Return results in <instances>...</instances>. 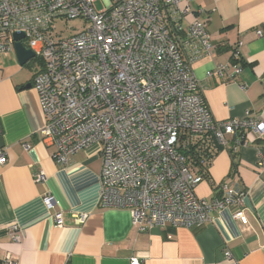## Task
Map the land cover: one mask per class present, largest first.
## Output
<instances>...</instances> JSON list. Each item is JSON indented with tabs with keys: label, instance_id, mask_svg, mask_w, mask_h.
Returning a JSON list of instances; mask_svg holds the SVG:
<instances>
[{
	"label": "built area",
	"instance_id": "1",
	"mask_svg": "<svg viewBox=\"0 0 264 264\" xmlns=\"http://www.w3.org/2000/svg\"><path fill=\"white\" fill-rule=\"evenodd\" d=\"M98 1L0 0V55L11 54L14 33L24 31L23 44L44 65L32 86L44 115L41 133L54 146V158L65 165L69 154L101 144L99 201L130 210L141 231L201 228L212 221V212L227 207H236L233 217L248 224L243 188L224 181L220 197L196 193L206 170L196 164L200 153L211 160L220 149L236 153L250 133L264 136V120L251 110L219 120L205 99L193 61L215 50L208 22L197 16L186 21L193 13L190 0H101L103 9ZM61 18H84L89 27L57 40L49 30ZM232 67L231 76L239 73L232 62L218 63L214 72L224 76ZM6 160L0 147V162ZM258 166L264 172L261 155ZM34 178L47 177L38 170ZM52 201L44 197L49 208ZM74 216L83 224L88 214ZM53 217L64 226L61 211ZM10 229L17 240L19 225ZM129 264L145 259L134 255Z\"/></svg>",
	"mask_w": 264,
	"mask_h": 264
},
{
	"label": "crops",
	"instance_id": "2",
	"mask_svg": "<svg viewBox=\"0 0 264 264\" xmlns=\"http://www.w3.org/2000/svg\"><path fill=\"white\" fill-rule=\"evenodd\" d=\"M198 1V0H197ZM193 13L208 22L215 50L193 61L205 99L216 119L242 117L247 109L264 120V0H199ZM262 30L263 34H257ZM239 51V58L234 53ZM232 62L224 76L218 63ZM213 71L212 75H209ZM31 80L20 75L11 54L0 55V264H129L139 255L145 264H264V136L251 133L236 153L220 149L197 186L199 197H220V184L247 191L248 224L233 217L236 207L212 212L201 228L153 227L139 230L126 208L104 207L99 201L101 144L69 154L62 165L54 146L43 139L44 115ZM43 170L45 181L34 173ZM53 196V208L44 203ZM63 214V227L54 222ZM85 212L79 224L75 214ZM19 225L14 240L10 226ZM15 233V231H14ZM232 256L228 257L226 252Z\"/></svg>",
	"mask_w": 264,
	"mask_h": 264
},
{
	"label": "rangeland",
	"instance_id": "3",
	"mask_svg": "<svg viewBox=\"0 0 264 264\" xmlns=\"http://www.w3.org/2000/svg\"><path fill=\"white\" fill-rule=\"evenodd\" d=\"M197 2H199V0H190L191 5H196ZM96 7L98 9H103V2L101 0L96 2ZM189 19V16H187L186 21H188ZM88 27L89 23L84 18H61L55 20L49 32H52V34L58 40L74 34H78L86 30ZM11 56L13 57L14 62L19 68L20 75L29 80H31L34 77L35 73L40 71L44 66L41 60L36 57L29 60L25 65H21L18 61L15 50L11 53Z\"/></svg>",
	"mask_w": 264,
	"mask_h": 264
},
{
	"label": "water",
	"instance_id": "4",
	"mask_svg": "<svg viewBox=\"0 0 264 264\" xmlns=\"http://www.w3.org/2000/svg\"><path fill=\"white\" fill-rule=\"evenodd\" d=\"M25 36L26 33L24 31L15 32L13 35L15 40L14 48H15L16 56L21 65H25L29 60L35 57L34 52L28 47H26L22 42V39H24ZM30 87H32V84H27L25 86V88H30ZM2 145H3V139L0 136V147H2Z\"/></svg>",
	"mask_w": 264,
	"mask_h": 264
},
{
	"label": "trees",
	"instance_id": "5",
	"mask_svg": "<svg viewBox=\"0 0 264 264\" xmlns=\"http://www.w3.org/2000/svg\"><path fill=\"white\" fill-rule=\"evenodd\" d=\"M207 155V154H206ZM206 155H202L201 153L199 154V156L197 157V161L196 164L198 165V169L200 171L204 170L205 168H207V166L209 165L210 161L212 160H207ZM214 157V156H213ZM212 157V158H213Z\"/></svg>",
	"mask_w": 264,
	"mask_h": 264
}]
</instances>
